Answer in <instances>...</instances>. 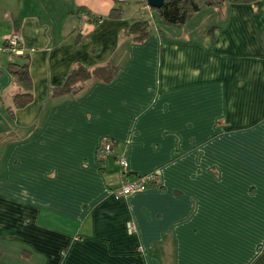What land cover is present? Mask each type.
Instances as JSON below:
<instances>
[{
  "label": "crops",
  "instance_id": "crops-1",
  "mask_svg": "<svg viewBox=\"0 0 264 264\" xmlns=\"http://www.w3.org/2000/svg\"><path fill=\"white\" fill-rule=\"evenodd\" d=\"M142 1L0 0V45L20 36L33 79L10 114L18 58L0 52V264H264V0L178 26L152 25ZM135 20L143 40L126 34ZM109 62L110 81L51 94Z\"/></svg>",
  "mask_w": 264,
  "mask_h": 264
},
{
  "label": "trees",
  "instance_id": "trees-1",
  "mask_svg": "<svg viewBox=\"0 0 264 264\" xmlns=\"http://www.w3.org/2000/svg\"><path fill=\"white\" fill-rule=\"evenodd\" d=\"M226 1L237 0H165L164 5L159 9V13L164 24L178 26L184 24L202 5H213L219 7ZM142 3L147 5L148 1L143 0ZM171 5L173 6L171 11L172 13L178 15V19L171 20L168 18L169 15L166 13V9H168ZM152 8L156 9L154 7ZM122 15L123 7L119 6L112 9L109 16L112 18H120ZM151 29L152 27L148 20H135L126 30V34L128 36H132L133 39L143 40L150 35ZM13 55L18 59L9 64V70L14 81L22 88V91L14 96L13 107L8 108L10 114H13L14 108L24 107L33 100V79L30 73L29 56L25 53ZM117 71L118 67L111 62L94 68L80 64L71 69L62 85L52 87L51 94L60 95L68 92H80L88 80L97 78L104 81H110L116 76Z\"/></svg>",
  "mask_w": 264,
  "mask_h": 264
},
{
  "label": "built area",
  "instance_id": "built-area-1",
  "mask_svg": "<svg viewBox=\"0 0 264 264\" xmlns=\"http://www.w3.org/2000/svg\"><path fill=\"white\" fill-rule=\"evenodd\" d=\"M21 39L18 34H12L6 39V42L2 45H0V52L1 53H7L10 55L13 54H21L23 53L22 47H21ZM112 151V142L106 141L102 147L98 149V157L100 159H106L109 157ZM117 162L120 164L123 172H127L129 162L126 157V155H119L117 157ZM158 176L157 173H149L141 176H137L134 178H130L125 180L118 188H116L113 193L115 196H127L131 194L132 192L144 190L157 182ZM135 229V226L132 222L128 223V230L130 232H133Z\"/></svg>",
  "mask_w": 264,
  "mask_h": 264
},
{
  "label": "rangeland",
  "instance_id": "rangeland-1",
  "mask_svg": "<svg viewBox=\"0 0 264 264\" xmlns=\"http://www.w3.org/2000/svg\"><path fill=\"white\" fill-rule=\"evenodd\" d=\"M173 6H169L168 9H166V13H168V18H170L171 20H175V19H178V15L177 14H174L172 13V8ZM153 12H152V16L150 15V11L146 10L144 11V13L146 12V17L149 19V21L152 23V25H155L157 23H161L160 21V13H159V9H152ZM177 10V8H176ZM141 17V16H140Z\"/></svg>",
  "mask_w": 264,
  "mask_h": 264
},
{
  "label": "water",
  "instance_id": "water-1",
  "mask_svg": "<svg viewBox=\"0 0 264 264\" xmlns=\"http://www.w3.org/2000/svg\"><path fill=\"white\" fill-rule=\"evenodd\" d=\"M147 1L150 7H154L156 9H160L165 3V0H147Z\"/></svg>",
  "mask_w": 264,
  "mask_h": 264
}]
</instances>
